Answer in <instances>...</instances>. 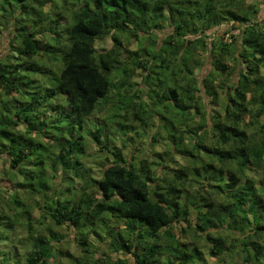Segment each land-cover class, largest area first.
Wrapping results in <instances>:
<instances>
[{
	"label": "trees",
	"instance_id": "1",
	"mask_svg": "<svg viewBox=\"0 0 264 264\" xmlns=\"http://www.w3.org/2000/svg\"><path fill=\"white\" fill-rule=\"evenodd\" d=\"M246 1L96 0L94 9L90 0H0V39L6 32L10 37L8 53L0 58V159L7 157L14 181L15 173L23 177L20 190L43 198V206L36 203L42 211L52 202L33 185L39 175L29 168L38 139L31 136L49 137L47 148L64 141L52 168L62 165L68 192L74 186L69 171L85 177L73 197L59 195L41 217L69 227L85 246L79 248L85 260L69 254V264H207L197 243L181 244L174 231L188 221L183 234L194 231L208 240L207 253L217 261L232 258L221 264H264V14L261 18L260 0ZM108 39L113 47L98 52L97 43ZM207 60L211 69L201 79L198 72ZM121 74L114 88L112 77ZM32 85L41 88L33 91ZM205 97L221 111H209ZM114 103L120 114L112 110L111 120L124 118L111 132L128 139L124 148L133 147L124 156L102 142V130L87 133L109 156L96 181L81 175L75 135L83 138L84 121ZM50 110L57 113L53 120L45 118ZM155 117L162 126L151 146L163 139L169 152L151 161L136 153ZM63 120L66 128H56ZM210 134L214 139L208 144ZM176 157L188 160L189 168L161 175ZM180 183L187 196H180L185 194ZM9 199L14 209L25 204L17 193ZM0 202V213H10L7 202ZM25 205L31 215L32 206ZM1 233L0 240L11 238L8 231ZM34 234L26 264H55L52 252H61L56 243ZM97 241L108 246L105 253ZM95 247L103 252L100 258ZM8 253L0 250V264L11 259ZM119 253L130 254L134 263L112 256Z\"/></svg>",
	"mask_w": 264,
	"mask_h": 264
},
{
	"label": "rangeland",
	"instance_id": "2",
	"mask_svg": "<svg viewBox=\"0 0 264 264\" xmlns=\"http://www.w3.org/2000/svg\"><path fill=\"white\" fill-rule=\"evenodd\" d=\"M90 3L92 5V7L94 9L97 8V3L96 0H90ZM256 3V0H247L246 4L247 5H254ZM260 8L262 9L260 12V17H263V12H264V0H260ZM0 5H2V3H0ZM101 13L105 14L104 11H106L105 9L103 10L102 7H100L98 9ZM1 13H0V18H1ZM9 17H5L4 21H8ZM27 20V19H26ZM227 27L222 28V30H220L217 33V36L220 37L221 35H223L224 31L227 30ZM211 32H209L210 34ZM235 34H238L239 31H235ZM39 39H42L43 37L41 35L38 36ZM10 37L8 35V32L4 33L2 38L0 39V58H5L7 53H8V43H9ZM113 47V41L111 39H108L104 42H98L96 45V49L98 52H105L110 50ZM137 49V45L133 44L132 47L130 48V50L135 51ZM124 56L127 57L128 54L127 52L124 53ZM37 62H41L40 59L37 60ZM207 64L206 66L200 71L198 72L200 75V78L202 79V77H204L211 69V61L207 60L206 61ZM47 64V62L42 61V66L43 64ZM51 68H54V65H48ZM47 66V67H48ZM44 67V66H43ZM46 68V67H44ZM55 71V70H54ZM238 74L232 76L231 78V85H233L237 80H238ZM53 74L48 76L46 81H51ZM140 76V75H139ZM123 77V74H121L118 78L115 79V77L113 76L112 79H114V81L112 80L113 86L114 88L118 87L117 82ZM36 79L38 80H42L40 75L35 76ZM138 82H140L139 77L136 79ZM49 86V85H48ZM34 88L38 91L41 87L39 85H32V89L34 91ZM113 88V90H114ZM43 89V88H42ZM229 95V94H228ZM205 101L206 103H208V110L212 111L213 113H215L216 111H221V107H214V106H210V100L205 97ZM149 101V100H148ZM14 105H18V101H14L13 102ZM116 103L107 106L103 112L96 114L94 116V120L93 117L91 119H87L84 121V123L82 124V127L80 129V132L82 134H84V137H77L78 141L81 143L79 150L77 151L78 153V160H80L81 164H80V171H81V175L82 173H88L89 177L91 176L94 180H99L102 174V170H101V166L106 163V159L109 158L108 154L103 151V149L97 145V143L95 142V140L92 138V136H90L89 134L87 135V133H89L90 131H94L96 129H100L103 131V135H102V142H108L109 146H114L117 149H122L124 156H128V154L132 151V145L128 144L126 145V147L124 148V144L128 143H124L123 140H128V139H123L120 138L119 136H115V134H113L111 132L112 129L118 128L119 126H121L123 124V118L118 120V122L112 121L111 119V111L115 110V112L117 113V115L120 114V109L117 108ZM112 106L114 107V109H112ZM1 107V104H0ZM69 112H67L66 114L68 115ZM62 114V111H58V116ZM57 113L54 110H50L47 114H45V118L47 119H51L53 120L56 117ZM65 115V116H67ZM264 122V120H262ZM51 123V121H50ZM54 124V123H53ZM65 124V125H64ZM64 126H59L58 123L55 126L56 128H66L67 123L63 120V124ZM137 130H138V124H135ZM162 124L160 123V120L155 117L151 123L150 128L148 127L142 138H140V140H138V147L139 149L137 150V155L139 157H143V158H147L148 160L151 161H158L156 158V154L160 153V154H165L167 152H169V148L168 145L166 144L167 142L164 141L163 139L158 140V143H155L151 146L152 142H151V136L155 133L156 128L157 127H161ZM106 128V129H105ZM67 130V129H66ZM38 133H34L31 137H36L38 140H34L35 143V149L37 150L36 155L32 158L34 163L33 166L31 168H29V171H31L33 174H38L39 176V181L34 185V187L36 189H39L40 192L43 193V196L45 198L46 201H51L52 204L47 203V207L44 208L42 211H40V209H37L38 206H36V203L38 202L41 206L44 205V201L43 198H38L37 196H31L29 194H27L25 191L20 190L19 186H17V184L23 183V177L19 174V173H15L16 177H18V182L15 180H13V175L11 177L10 175V171H9V162L7 160V157L4 156L0 159V201H2V199H4L5 202H7V204L5 205V207H9L10 208V213H0V230H2V233L4 231H8L10 234L9 238L7 241L4 242V240H0V250L3 251L4 253H8L10 254L11 259L8 261V257H5V262L4 264H26V260H27V255H24L26 253L27 250H29L31 248V240H30V235H35L34 233L37 234H42L47 238V241L49 242H55L56 243V247L61 251L60 253L56 254V252H52L53 254V258L50 260L51 263L55 264H69L70 260H68V255L69 254H73L74 259L75 257H77L78 259L81 260H85L86 258V252H80L79 248L82 249V251H84L85 246H81L79 245V243H77V241H75V238L77 237V234L71 230L69 227L67 226H62V227H57L56 225H54V223L51 222V219L49 218L48 220L44 221L43 218L41 217L43 214L45 215V213L50 212L51 207L54 206V203L57 202V198L62 197V199L65 198H69V197H73V191L75 190V192H77L79 190L80 184L81 182L83 183V178L81 177H77L75 175H73V173L70 174L69 171V175H71L74 178V186L72 187L71 192H68L67 186H68V182H66L65 180V176L66 173L63 170L62 165H60L58 168L53 169L52 166L54 164V162L57 159V155L59 154V150L60 147L62 146V144L64 143V141H58V139L56 140V142H53V145L49 146L48 148L46 146H48V142H49V137H42V135L38 136ZM163 134L165 135V132H163ZM56 135H60V134H56ZM64 136H66L67 138H70V136L66 133V131L64 132ZM31 137H26V140H30ZM40 139V140H39ZM214 138L212 137V135L210 134L209 139L207 141V143L209 144ZM136 146V144H135ZM46 149V151H45ZM48 149V150H47ZM134 150V149H133ZM141 154V156H140ZM74 158H72L73 160ZM186 167L187 169L189 168L188 166V160H186L185 158H180V157H176V162L174 164H171L168 168H166L167 170H161L160 174L164 175L165 172H171L174 169L178 170L180 168ZM42 175V179L41 178ZM56 178H54V176H56ZM250 175H254L255 177H258V175L255 174H250ZM85 177V176H83ZM67 178V177H66ZM186 179V178H185ZM184 179V180H185ZM188 180V178H187ZM185 180V181H187ZM41 182V183H40ZM43 182V183H42ZM181 185V183L179 184V186ZM49 187V188H48ZM165 187L167 188L168 186L165 185ZM181 189H183L182 191H184L185 194L180 195L181 197H183L184 195L187 196V193L185 192L184 186L181 185L180 186ZM29 188H31V186L29 185ZM162 189V188H161ZM195 189V187L191 186V190L193 191ZM45 190V192L43 191ZM50 190V192H49ZM13 193H17L21 199V201H23L25 204L29 205L30 207L32 206V214L29 215L28 211L30 210V208H26L25 204L22 208H18V209H14L12 208L13 206L8 205L9 201H10V197ZM49 193H52L49 196ZM56 194V195H55ZM77 195L79 194L76 193ZM58 195V196H57ZM64 195V196H63ZM54 196V200L51 199ZM79 196V195H78ZM77 196V197H78ZM0 208H4L0 202ZM12 208V209H11ZM25 208V209H24ZM8 208H5V212H8V210H6ZM31 219V225L32 226V230L28 229L27 224L29 222V220ZM192 219V218H191ZM189 225V221L186 223H183L182 226H177L175 225V233L179 235V239H180V243L181 244H188L191 245L192 243L198 245L200 247V249L206 253L205 255L208 258V262L210 264H221V262L223 260H226L227 262L232 261V258L230 256H226L224 259H222L221 261H217L215 258L211 257L210 255L207 254L208 251V246H209V241L206 239H202L199 237V235L197 236L196 234H194V231L192 232V234H183L182 233V229L183 228H187V226ZM9 227V228H7ZM7 229V230H6ZM10 229L13 231L11 232ZM32 231V232H30ZM1 233V234H2ZM6 233V232H5ZM190 233V232H189ZM36 237V236H34ZM200 239H199V238ZM199 239V240H198ZM95 241V240H94ZM61 242V243H59ZM23 245H22V244ZM54 243V245H55ZM27 247H25V246ZM95 245H103V243L101 241H97L95 242ZM98 246V247H99ZM89 247V246H88ZM103 251L105 253V251H107V245H103ZM94 250H96L97 252V257L100 258V254H102L103 252L99 251L97 247L94 248ZM6 251V252H5ZM66 251L67 254L65 253ZM107 253V252H106ZM110 253V252H108ZM57 256L59 258H57ZM112 256H115V254H112ZM239 258V257H237ZM90 261V259L88 258V262ZM2 262V254H0V263ZM73 262V260H72ZM71 262V264H72ZM241 263V260H238V263ZM75 264H82L81 262L78 263L77 261L73 262Z\"/></svg>",
	"mask_w": 264,
	"mask_h": 264
},
{
	"label": "crops",
	"instance_id": "3",
	"mask_svg": "<svg viewBox=\"0 0 264 264\" xmlns=\"http://www.w3.org/2000/svg\"><path fill=\"white\" fill-rule=\"evenodd\" d=\"M216 29L217 28H215V29H213V31H216ZM181 229H183L182 227H181ZM178 235V234H177ZM178 238H179V235H178ZM206 253H204V259L206 260V262H207V264H210L209 262H208V258H207V256L205 255ZM208 254V253H207ZM209 255V254H208ZM121 257V259H123V260H128L129 262H131V263H134V258L130 255V254H123V253H119V255H117V254H115V257ZM163 260H164V258H163ZM203 264V263H202Z\"/></svg>",
	"mask_w": 264,
	"mask_h": 264
},
{
	"label": "built area",
	"instance_id": "4",
	"mask_svg": "<svg viewBox=\"0 0 264 264\" xmlns=\"http://www.w3.org/2000/svg\"><path fill=\"white\" fill-rule=\"evenodd\" d=\"M227 40L230 41V40H229V36H227Z\"/></svg>",
	"mask_w": 264,
	"mask_h": 264
}]
</instances>
